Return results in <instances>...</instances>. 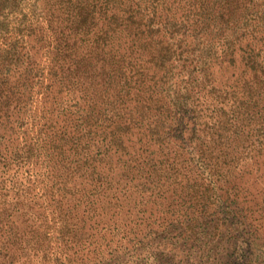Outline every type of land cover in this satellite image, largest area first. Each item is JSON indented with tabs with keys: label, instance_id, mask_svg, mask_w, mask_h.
Here are the masks:
<instances>
[{
	"label": "trees",
	"instance_id": "16d2710c",
	"mask_svg": "<svg viewBox=\"0 0 264 264\" xmlns=\"http://www.w3.org/2000/svg\"><path fill=\"white\" fill-rule=\"evenodd\" d=\"M0 264H264V0H0Z\"/></svg>",
	"mask_w": 264,
	"mask_h": 264
}]
</instances>
